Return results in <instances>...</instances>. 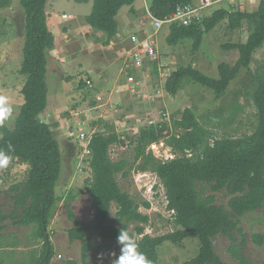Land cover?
<instances>
[{"label":"trees","instance_id":"obj_1","mask_svg":"<svg viewBox=\"0 0 264 264\" xmlns=\"http://www.w3.org/2000/svg\"><path fill=\"white\" fill-rule=\"evenodd\" d=\"M10 1L0 0V8L7 7ZM192 1L149 0L148 8L153 15L165 18L178 6ZM18 2L24 12L22 59L18 69L24 75L20 87L22 103L14 126H0V147L11 143L15 149L11 162L25 163L27 169L23 180L9 186L12 210L10 213L0 211V235L2 222L9 218L16 225H32L31 236L41 244L38 254H29L27 264H49L54 249L47 227L54 207L63 200L54 191L61 169L60 144L50 125L40 118L47 103L46 72L50 51L54 48V35L45 10L47 0ZM133 2L92 0L91 11L85 20L91 29L104 34L101 44L108 45L118 34L120 26L116 16L122 6H130L129 10L135 12ZM222 19L227 20L231 29L240 27L244 21H251L253 25L245 41L222 45L226 49L237 50L234 63L220 62L217 66L218 78L208 76L190 63L179 65L164 82V90L168 94H176L183 79L187 78L212 90L218 99L238 73L249 67L253 53L264 42V0H260L251 11L221 7L209 15H203L199 22L189 25L169 23L162 28L166 26L168 44L191 38L192 49L196 50L203 33ZM101 38L97 41L100 42ZM83 84L81 76L78 85L83 87ZM251 97L256 109V122L250 133L211 141V130L200 124L192 108L185 107L179 117H170V130L166 121L140 129L132 140V162L125 158H111L110 146L125 141L116 133L113 125L105 124L101 119L94 121L92 124L97 127L106 128L105 131H95L87 145L90 175L85 183L92 201L91 228L95 234L112 242L116 241L120 231L127 232L137 241L139 251L153 264H159L157 249L163 242L178 244L185 238L197 237V253L182 264H231L223 261L214 248L215 236L222 235L229 241L227 251L235 264H252L242 251L245 238L240 219L264 205V76L256 78ZM164 130H167L166 134ZM161 137L174 153L180 154L162 162L150 150L147 151L148 144ZM186 151L190 155H186ZM132 170L155 173L164 188L166 209L171 213L174 230L161 235L144 231L149 215L142 212L140 207L148 209L149 201L138 202L121 188L117 180L118 174L126 178ZM206 188L210 193H202L201 189ZM220 191L228 196L226 204L216 203L214 193ZM70 198L71 193L64 201L66 216L73 223L66 229L68 240H80V264H93L89 258L93 247L89 228L71 209L68 203ZM112 205L115 207L114 222H108ZM250 238L261 246L264 232H253ZM66 264L77 262L67 260Z\"/></svg>","mask_w":264,"mask_h":264},{"label":"rangeland","instance_id":"obj_2","mask_svg":"<svg viewBox=\"0 0 264 264\" xmlns=\"http://www.w3.org/2000/svg\"><path fill=\"white\" fill-rule=\"evenodd\" d=\"M193 2L197 3L198 0H193ZM259 2L260 0H252L249 3L247 0H222L205 8L202 13L209 15L214 9L230 8L232 5L235 9L251 11L258 6ZM144 4L148 5L149 0H134L135 12H131L128 9L129 6L124 5L117 13L119 26L123 24L121 22L125 16L132 19L131 26H126L124 32L119 34L122 37L119 41L127 42L125 48L129 46V42L124 37H129L141 26H146ZM91 6L92 0H47L45 4V10L49 15L48 23L54 35V51L59 57L55 58L54 63L47 65V103L40 113V118L48 123L49 118H52L51 111L56 112L59 118L65 119L64 123L68 130L73 131L72 136L69 137L70 142L65 136L63 138V134L61 137L58 136L61 169L54 191L63 200L54 207L47 227L54 249L49 264H66L67 260H74L80 264V240L70 242L66 233V229L73 224L66 216L64 204L69 193L72 195V198L68 199L71 209L77 218L88 226L93 240V247L89 254L92 263L112 264L115 257L111 253L114 252L116 256L120 254V247L116 241L110 242L99 238L91 228L93 207L85 183V179L90 175L89 156L85 151V144L78 138V127L105 131V126L97 127L96 124H92L98 119L105 124L113 125L116 133L125 142L111 145L110 156L114 160L125 158L128 162H132L134 156L132 140L145 126V122L158 117L161 111H165L169 117L177 118L182 109L192 108L200 124L211 130V141L215 138L240 136L250 133L255 125L256 109L251 94L255 88L256 78L264 76L263 42L253 53L249 67L238 73L218 99L214 97L212 90L187 78L183 79L176 94H168L163 89V96L157 98L153 104L138 100L128 94H117L113 88L116 86L120 89V86L119 84L113 86L109 72L115 71L118 77H122L118 70L124 59V49L105 48L98 44V38L102 37L99 39L101 42L105 38L104 34L91 29L85 20L91 11ZM23 21L24 12L18 0H11L7 7L0 8V96L7 97L8 104L14 109L12 117L4 122L8 128L14 126V120L22 103L20 87L24 75L18 69L22 59ZM252 28L251 21H244L240 27L231 29L228 27L227 20L222 19L212 29L203 33L198 49L193 50L191 38L182 39L177 44H168L167 29L164 26L156 35L158 55L167 64L163 70L168 73L179 65L190 63L208 76L218 78V64L220 62L233 64L237 58L236 49H226L222 45L228 42L245 41ZM91 69L98 73L103 72L104 79H108L105 81L108 83L104 85L112 88L111 92L104 90L108 93L107 97L104 96L102 100L91 104V106L96 104L97 108L92 110L87 117L85 116V119L78 116L73 117L70 110L83 107L88 93L83 87L78 86V79L83 75L87 76L88 73L92 75ZM98 73H95L93 77L94 83L100 80L97 78ZM99 91L101 92V89ZM167 119L166 117L164 121L167 122L170 130V119ZM166 132L167 130H164L163 133L166 134ZM160 139L165 142L164 137ZM151 151L153 156L160 160V157L166 156L169 148L158 144ZM179 154V152L173 153V156ZM160 161H166V158ZM26 169L27 164L12 161L7 168L0 171V211L2 213L11 212L12 199L9 186L23 180ZM117 180L121 188L128 191L138 202L149 201L148 209L140 207L142 212L149 215V222L144 228L146 233L161 235L175 229L171 222V213L166 209L164 188L155 173L149 170H132L126 178L118 174ZM201 190L202 193H210L207 188ZM214 194L216 203L226 204L228 196L223 191ZM114 212L115 207L112 205L108 222H114ZM240 224L243 227L245 238L243 253L252 264H263L264 243L261 246L256 245L250 235L253 232H264V205L261 209H256L241 217ZM2 225L0 264H27L29 254H38L41 244L31 236L32 225H16L10 218L3 221ZM228 244L226 237L215 236L216 252L223 261L235 264L227 251ZM197 250V237L185 238L178 244L165 241L157 249L158 262L159 264H182L183 261L195 256Z\"/></svg>","mask_w":264,"mask_h":264},{"label":"built area","instance_id":"obj_3","mask_svg":"<svg viewBox=\"0 0 264 264\" xmlns=\"http://www.w3.org/2000/svg\"><path fill=\"white\" fill-rule=\"evenodd\" d=\"M220 1L222 0H198L197 3L192 1L191 3L178 6L165 18H159L153 15L149 10L148 5L144 4L146 26H141L137 32L134 31L129 37H124V39L129 42V46L123 48L125 55L120 66L122 67L123 81L118 85L120 86V89L115 86L113 91L117 94H128L149 104L155 103L157 98L163 96L164 82L170 73V71L167 73L163 70L167 64L158 55L156 35L164 24L177 23L179 25H189L191 23L199 22L204 15L202 11ZM67 16L71 17V15ZM119 37L122 38L121 35ZM83 82V86L88 92L86 94L87 99L84 106L75 110H70V114L73 117L78 116L81 119H85V116L87 117L92 110L97 108L96 104L91 106L89 98H91L92 102L97 103L105 96L102 92L97 93L92 78L84 77ZM166 117L170 119L165 111H161L159 112L158 117L147 120L145 126L157 125L158 123L163 122ZM77 130L78 138L85 144V151L88 153L87 145L96 129L93 128L90 130L78 127ZM72 132V130L69 131V136H72ZM162 141V139H159L149 143L147 151L150 149L153 150L158 144H161L162 146L166 145V147L169 148V151L165 157H160V160L165 158L166 161L173 159L175 156H173L174 152L171 150V147L163 141L164 145ZM186 152V155H190V152Z\"/></svg>","mask_w":264,"mask_h":264},{"label":"clouds","instance_id":"obj_4","mask_svg":"<svg viewBox=\"0 0 264 264\" xmlns=\"http://www.w3.org/2000/svg\"><path fill=\"white\" fill-rule=\"evenodd\" d=\"M91 102L92 100H90ZM13 111L14 109L8 104L7 97L0 96V126L12 117ZM14 151L15 149L11 143H8L5 147H0V169L9 166ZM116 242L120 246V254L116 256L114 252L111 253L115 257L112 264H153L150 259L139 251L137 241L127 232L120 231Z\"/></svg>","mask_w":264,"mask_h":264},{"label":"crops","instance_id":"obj_5","mask_svg":"<svg viewBox=\"0 0 264 264\" xmlns=\"http://www.w3.org/2000/svg\"><path fill=\"white\" fill-rule=\"evenodd\" d=\"M245 1V0H244ZM247 2L249 3V2H252V0H247ZM130 8V6L128 7V9ZM131 22H132V19H131V17H128V16H125V18L122 20V22L121 23H123V24H121V26H120V28H119V32H118V34L114 37V39L113 40H111L110 41V43L108 44V45H102L101 44V42H98V44L99 45H101V46H104L105 48H120V49H122V48H125V45H127V42H120L119 40H120V38H119V34L120 33H123L124 32V30H125V27L126 26H131ZM114 41V42H113ZM117 42V43H116ZM111 44H113L112 46H111ZM117 44V45H116ZM55 48V47H54ZM52 49L51 51H50V55H51V58H50V61H49V64H52V63H54L55 62V58H58L59 56H57L56 54H55V49ZM114 59V58H113ZM115 59H117L116 57H115ZM120 61H121V58L119 59ZM121 69H122V67H120L119 68V70H118V72H119V74L120 75H122V71H121ZM93 71V69H91V72ZM95 73H98V72H96V70L95 71H93L92 72V75H90L89 73L87 74V76H82V78L84 79V77H90V78H92V80H93V77H94V75H95ZM109 76H110V78H111V82L113 83V86L114 85H116V84H119V83H121L122 81H123V75H122V77L120 78V77H118V75H116V72L115 71H111V72H109ZM97 78L98 79H100L98 82H96V83H94L95 84V88H96V90H97V93H98V91L101 89V92L102 93H104V95L106 96L108 93L107 92H104V90L106 89V90H108V92L110 93L111 92V89L112 88H108V87H106L105 85H104V83H108V82H105V81H108V79H104V74H103V72H100V73H98V76H97ZM104 79V80H103ZM79 80V79H78ZM103 80V81H102ZM93 82H94V80H93ZM102 84V85H101ZM79 86V85H78ZM98 87H99V89H98ZM81 88V87H80ZM82 91V90H81ZM100 92V91H99ZM124 95H126V94H124ZM125 97V96H124ZM51 114H52V118H49V122H48V124L50 125V128H51V130L53 131V133H54V136L56 137V139L58 140V136H62V134H63V138H64V136L66 137V139H67V141H69L70 142V140H69V131H71V130H68V128L66 127V125H65V123H64V121H65V119L64 118H59V116H58V113H56V112H52L51 111ZM48 118V117H47ZM57 133V134H56ZM58 142H59V140H58Z\"/></svg>","mask_w":264,"mask_h":264}]
</instances>
